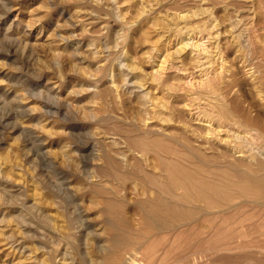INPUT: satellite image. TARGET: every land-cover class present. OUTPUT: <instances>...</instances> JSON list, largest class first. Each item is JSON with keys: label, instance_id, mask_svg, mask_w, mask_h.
Listing matches in <instances>:
<instances>
[{"label": "rangeland", "instance_id": "rangeland-1", "mask_svg": "<svg viewBox=\"0 0 264 264\" xmlns=\"http://www.w3.org/2000/svg\"><path fill=\"white\" fill-rule=\"evenodd\" d=\"M209 13L223 34L197 62L179 49L206 36L170 20ZM238 19L256 83L224 33ZM263 44L264 0H0V264H264V190L249 180L264 170L248 177L178 125L200 132L185 111L206 99L186 87L223 64L220 92L264 131Z\"/></svg>", "mask_w": 264, "mask_h": 264}, {"label": "bare ground", "instance_id": "bare-ground-1", "mask_svg": "<svg viewBox=\"0 0 264 264\" xmlns=\"http://www.w3.org/2000/svg\"><path fill=\"white\" fill-rule=\"evenodd\" d=\"M99 3V1H97ZM100 4V3H99ZM98 5V4H97ZM101 6V5H100ZM174 14V13H173ZM208 17V20H206V22H204V20L202 21L203 23L201 25H195V27L190 26L189 24L191 21V16H195V13H192L191 16L190 15H180V14H175L173 15L174 17H171V22H172V18H173V25H171L172 27H175L173 29L176 30V32L179 34L181 33L183 30L186 31L188 34L189 32L193 33H197V34H201V36L205 35V37H199V39L192 38V36L190 35V38L187 40L186 44H183V46L179 49L180 52L185 51V49L190 47V54L192 55V53L197 52L198 56L196 57L199 58L200 54L204 55V57L209 53V49L204 46L203 44V40H206V42H208L207 44L209 46L215 45V50L218 48L219 46V40L220 37L222 36L223 33H221L220 31L223 30L224 28H221L220 24L217 22L216 18L213 17V15L206 14ZM205 15V16H206ZM119 17V16H118ZM196 17V16H195ZM194 17V18H195ZM206 19V18H205ZM122 20V19H121ZM118 21V20H117ZM197 22V21H196ZM182 25V26H181ZM181 26V27H180ZM171 27V28H172ZM245 27V26H244ZM221 28V30H220ZM248 29V28H247ZM247 29H243L242 28V23L241 20H235L230 22L226 27H225V31L224 33H227V35L229 36V38H231V41H229L231 44L233 45L234 48H237V52H236V58L240 59V61H242V66L247 68L250 67L249 70H247V75L248 77L252 80L251 82H254L255 80H258L256 72L257 69L259 67H257L256 65H250L248 63V61H250L249 59H247V54L250 53L252 58L258 59L257 56L258 54L255 53L254 49H249V48H241V43H242V35L243 32L242 31H247ZM171 30V29H170ZM172 32V30H171ZM175 32V33H176ZM173 33V34H175ZM183 33V32H182ZM177 34V35H178ZM196 34V36H197ZM179 36V35H178ZM182 36V35H181ZM180 36V37H181ZM188 36V35H186ZM195 36V34H194ZM184 38V37H183ZM198 38V37H197ZM182 40V39H181ZM229 40V39H228ZM179 42V40H178ZM182 42V41H181ZM223 42V41H221ZM227 43V42H226ZM180 44V43H178ZM182 44V43H181ZM251 44V43H250ZM206 45V44H205ZM253 44H251L252 46ZM214 47V46H213ZM253 47V46H252ZM251 47V48H252ZM264 47V44H263ZM210 48V47H209ZM212 48V47H211ZM201 49V50H200ZM213 49V48H212ZM233 50V49H232ZM203 51V53L201 52ZM212 51V50H211ZM208 52V53H207ZM221 53V52H220ZM190 55V56H191ZM215 56H218V59H221V54L218 53L215 54ZM262 56V53H260L259 57ZM201 57V56H200ZM215 57V59H216ZM214 58V57H213ZM124 60V59H123ZM126 60V58H125ZM193 60V59H192ZM199 59H197L198 62ZM127 61V60H126ZM150 61V60H149ZM217 61V60H216ZM202 62V61H200ZM204 62V60H203ZM121 63V62H120ZM165 63V62H164ZM218 63V61H217ZM216 63V64H217ZM222 63V62H221ZM127 64V63H126ZM161 64V63H160ZM121 65V64H120ZM196 65V64H195ZM213 65V64H212ZM219 64H217L215 67H218L216 69H214L212 71V73H209L208 75H206L205 73V79H203L204 77H199L197 83H190L187 87H186V93H188V95L190 97H192L191 99H194V95H198L197 97H204L206 99L205 105L202 108H197L195 105H191L190 107H186V113H188L187 115L190 116L192 118V120L194 122H198V129H200V132H198L197 130H194L190 128V126H188L186 123H180L178 124L180 126V128L185 132V133H190V137L191 139H194L197 145V149L199 150H204L206 151H210V150H216V153L218 154V156H221L222 159H228L231 158L232 163L233 164H240L244 167L245 170L242 171V173L249 174L251 177V172L254 170H259L262 169L264 170V131H261V129L255 125L256 117H252L249 115H241V111H237L235 108H233L232 103L230 101L229 98H227L226 96H223V94L221 93L223 90L225 89L223 88V85L225 84L224 82H222V74L225 73H229L230 72V68H223L221 64L220 66H218ZM225 65V62H224ZM122 66V65H121ZM126 66V65H124ZM164 66V65H163ZM123 67V66H122ZM203 67V66H202ZM205 67V66H204ZM226 67V66H225ZM121 68V67H120ZM125 68V67H124ZM129 68V67H127ZM208 68V67H207ZM126 69V68H125ZM130 69V68H129ZM134 69V68H133ZM199 69V68H198ZM165 70V69H164ZM162 69V65L157 69V71L155 72V76H160L164 74V71ZM219 70H221L222 72H220ZM202 71V69H201ZM220 73H219V72ZM130 72V71H128ZM163 72V73H162ZM211 72V71H210ZM128 74V73H127ZM231 75V73H230ZM127 77V76H126ZM153 78V77H152ZM159 78V77H157ZM112 79V78H111ZM231 79V78H230ZM154 80V79H153ZM114 80H112V82L110 84L113 83ZM157 81V80H156ZM230 82V80H228ZM115 82V81H114ZM227 82V81H226ZM228 82V83H229ZM258 82V81H257ZM128 82H126L127 84ZM256 83V82H254ZM113 85V84H112ZM226 85V84H225ZM260 85V84H258ZM114 86V85H113ZM134 86V85H133ZM138 86V84H137ZM141 87V86H140ZM184 87V86H183ZM228 87V86H226ZM237 87V86H235ZM256 87V86H255ZM150 88V87H149ZM181 88V87H180ZM118 91V88H116ZM151 89V88H150ZM183 89V88H182ZM256 89V88H254ZM133 90V89H132ZM150 91V90H149ZM221 91V92H220ZM236 91V90H235ZM259 91V90H258ZM152 92V91H151ZM184 92V93H185ZM224 92V91H223ZM239 92V91H238ZM237 92V93H238ZM118 93V92H117ZM149 93V92H148ZM145 94V93H144ZM259 94V93H257ZM147 98L150 97L148 96V94L146 95ZM154 96V95H153ZM170 96V95H169ZM229 96V95H228ZM259 97H256L258 99V101L262 104V100H264L261 95H258ZM143 97V96H142ZM236 97V95H235ZM261 97V99H260ZM188 98V96H187ZM196 98V97H195ZM203 98V101H205ZM119 99V98H118ZM240 99V98H239ZM167 101V98H166ZM196 102V100H192V102ZM200 99H199V104L200 103ZM240 101V100H239ZM237 101V102H239ZM150 102V101H149ZM148 102V103H149ZM152 102V101H151ZM189 102V101H188ZM190 103V102H189ZM158 104V103H157ZM159 105V104H158ZM234 105V104H233ZM149 106V105H148ZM147 106V108H148ZM164 106V105H163ZM161 105V107H163ZM166 106V105H165ZM201 106V105H200ZM238 106V105H237ZM150 107H152L150 105ZM185 107V106H184ZM195 108V109H192ZM159 108V107H158ZM164 108V107H163ZM162 108V109H163ZM238 108V107H237ZM264 108V107H263ZM151 109V108H150ZM153 109L155 110V106L153 107ZM152 109V111H153ZM239 109V108H238ZM149 110V109H148ZM171 110V109H170ZM169 110V111H170ZM184 110V109H183ZM159 111V109H158ZM166 111V110H165ZM168 111V110H167ZM192 111H195L193 114H191ZM161 112V111H160ZM164 113V112H163ZM149 114H151L149 112ZM155 114V113H154ZM191 114V115H190ZM251 114V113H250ZM153 115V113H152ZM170 116V114H169ZM141 117V116H140ZM149 117V116H148ZM156 117V116H155ZM150 118V117H149ZM194 118V119H193ZM143 119V118H142ZM159 119V118H158ZM162 119V118H161ZM140 120V119H139ZM151 120V119H150ZM160 120V119H159ZM141 121V120H140ZM144 121V120H143ZM146 121V120H145ZM144 121V122H145ZM143 122V123H144ZM163 122H167L170 124L171 118L163 119ZM142 123V121H141ZM147 123V122H146ZM145 123V125H146ZM188 123V122H187ZM132 124V123H131ZM135 124V123H134ZM133 124V125H134ZM149 124V123H148ZM176 124V123H175ZM174 125V123H173ZM169 126V125H168ZM147 127V126H146ZM163 127V124H162ZM161 127V128H162ZM195 127V126H194ZM139 129V128H136ZM140 130V129H139ZM158 130V129H157ZM152 132V130H149ZM154 131V130H153ZM143 132V131H142ZM150 132V133H151ZM149 133V134H150ZM154 133V132H153ZM158 133V132H157ZM140 134V133H139ZM114 135V134H113ZM145 135H147L145 133ZM169 135H171L169 133ZM186 135V134H185ZM118 136V135H117ZM186 139V138H185ZM115 140V139H114ZM178 140V138H177ZM113 141V140H112ZM119 141V140H118ZM181 143H183V141L179 140ZM172 143V142H171ZM116 145V144H115ZM124 145V144H123ZM182 145V144H179ZM122 146V145H121ZM193 146V145H192ZM116 147V146H115ZM124 147V146H122ZM117 148V147H116ZM125 148V147H124ZM122 148V149H124ZM130 149V148H129ZM190 149V148H189ZM130 152V151H128ZM136 153V152H135ZM140 153V154H139ZM137 154V157L135 156V159H140L141 161H143V163H145V167L149 166V161L150 159L147 158V155L144 153L139 152ZM133 153L131 152V155ZM211 154V153H210ZM213 154V153H212ZM115 155V153H114ZM118 155V154H116ZM130 154L128 155L127 153H123L122 155H120V159L121 162L125 163L126 166L129 165V162L131 160ZM207 155V154H206ZM99 156V154H98ZM134 156V155H132ZM190 157V154H189ZM97 159V158H96ZM132 162V161H131ZM130 162V163H131ZM222 163V162H221ZM227 163V162H226ZM122 164V163H121ZM132 164V163H131ZM213 164V163H212ZM229 165V164H228ZM234 165V166H236ZM125 167V166H124ZM155 167V166H152ZM205 167V166H204ZM222 167V166H221ZM225 167V166H224ZM229 168V166H227ZM238 167V166H237ZM115 168V167H114ZM236 168V167H235ZM241 170V168H239ZM154 170V169H153ZM152 170V171H153ZM207 170V168H206ZM230 170V169H228ZM147 171V170H146ZM156 171V170H155ZM196 171V170H195ZM231 171V170H230ZM235 171V170H234ZM248 171V172H246ZM94 172V171H93ZM233 172V171H232ZM246 172V173H245ZM158 173V171H157ZM237 173V170H236ZM240 173V172H239ZM263 173V172H261ZM210 174V173H209ZM241 174V173H240ZM243 174V175H244ZM258 174V173H257ZM113 175V174H112ZM173 175V174H172ZM183 175V174H182ZM244 175V176H245ZM146 176V175H145ZM156 176V175H155ZM243 176V178H244ZM254 176V175H252ZM256 176V175H255ZM254 176V178H255ZM95 177V176H94ZM114 177V175H113ZM224 178V177H223ZM258 178V177H257ZM262 180H256V179H251L249 178V180L253 181L254 184L257 185V187H259L260 190H264V179L263 177H261ZM117 179V178H116ZM162 179V178H161ZM210 179V178H209ZM228 179V178H227ZM185 180V179H184ZM212 180V179H211ZM230 180V179H228ZM116 181V180H115ZM215 181H217L215 179ZM243 181V180H242ZM217 182H220L219 179ZM225 182V181H224ZM252 183V182H251ZM114 185V184H113ZM190 185V184H189ZM122 187V186H121ZM227 187V185H226ZM123 188V187H122ZM134 188V187H133ZM194 188V187H193ZM193 188L191 187V189L193 190ZM209 188V187H207ZM231 189V188H230ZM139 190V189H137ZM174 190V189H173ZM154 191V190H153ZM185 193L187 194L188 190L185 189L184 190ZM128 192V191H126ZM141 192V191H140ZM170 192V191H169ZM262 192V191H261ZM139 193V192H138ZM144 193V192H143ZM142 193V196H144V194ZM238 193V192H237ZM115 194V193H114ZM174 194V193H173ZM239 194V193H238ZM262 194V193H261ZM120 195V194H117ZM131 196V195H130ZM139 196V194H138ZM238 196V195H237ZM116 197V195H115ZM119 197V196H118ZM140 197V196H139ZM145 197V196H144ZM147 197V196H146ZM255 197V196H254ZM126 198V197H125ZM118 199V198H117ZM146 199V198H145ZM239 199V198H238ZM119 200V199H118ZM121 200V199H120ZM182 200V199H181ZM223 200V199H222ZM258 200V199H257ZM129 201V200H128ZM183 201V200H182ZM189 201V200H188ZM197 201V200H196ZM143 202H145V200H143ZM148 202V201H147ZM169 202V201H168ZM234 202V201H232ZM177 203V202H176ZM179 203V202H178ZM143 204V203H142ZM190 204V203H189ZM242 204V203H241ZM158 205V204H157ZM167 205V203H166ZM173 205V204H172ZM227 205V204H226ZM175 206V204H174ZM191 206V204H190ZM188 206V207H190ZM195 206V205H192ZM191 206V207H192ZM146 207V205H145ZM147 207H149L147 205ZM160 207V206H159ZM190 207V208H191ZM202 207V206H201ZM217 207V206H216ZM232 207V206H231ZM161 208V207H160ZM177 208V206H176ZM174 208V210L176 209ZM218 208V207H217ZM164 209V208H162ZM167 209V208H166ZM197 209V207H196ZM218 210V209H217ZM221 210V209H220ZM164 211V210H163ZM166 211V210H165ZM179 211V210H178ZM186 211V209H185ZM200 211V210H199ZM206 211V209H205ZM117 212V211H116ZM172 213V212H171ZM173 214H175L173 212ZM184 214H186L184 212ZM118 215V214H117ZM157 215V213H156ZM160 215V214H159ZM167 215V214H166ZM177 215V214H176ZM175 215V216H176ZM172 217V215H170ZM160 217V216H159ZM177 217H180L177 215ZM188 218V217H186ZM152 219V218H151ZM178 219V218H177ZM189 219V218H188ZM154 219H152L153 221ZM169 220V219H168ZM167 220V221H168ZM176 221V219H175ZM154 222V221H153ZM161 222V221H160ZM170 222V221H169ZM178 222V220H177ZM173 223V222H172ZM164 225V224H163ZM156 226V225H155ZM158 226V225H157ZM156 226V228H157ZM159 227V226H158ZM164 227V226H163ZM214 231V230H213ZM207 237V236H206ZM197 242V241H196ZM145 253V252H144ZM163 256V255H162ZM130 258V257H129ZM150 258V257H149ZM128 261V260H127ZM168 262V261H167ZM127 264H138L135 261H129Z\"/></svg>", "mask_w": 264, "mask_h": 264}]
</instances>
